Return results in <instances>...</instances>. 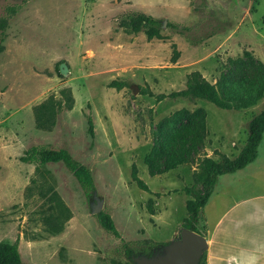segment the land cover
<instances>
[{
	"label": "rangeland",
	"instance_id": "374dc122",
	"mask_svg": "<svg viewBox=\"0 0 264 264\" xmlns=\"http://www.w3.org/2000/svg\"><path fill=\"white\" fill-rule=\"evenodd\" d=\"M131 12L162 20L163 38L148 40L142 30L120 27L119 19ZM2 16L8 26L0 48V241H18L22 264H138L137 258L162 254L165 246L156 248L145 238L166 239L184 209L176 197L169 201L170 220L152 225L148 209L154 202L132 179V165L153 190L183 180V190L194 182L200 190L193 176L199 159L239 153L264 97L245 109H222L170 93L185 88L187 74L195 70L216 83L245 51L264 64V0H0ZM114 79L125 85L109 87ZM65 88L73 107L57 111L51 131L36 128L34 106L52 95L63 102ZM183 108L205 110L206 130L217 131L215 142L207 140L206 131L200 150L178 172L184 179L151 176L144 158L148 155L155 168L163 166L161 146L171 137L167 146L176 147L186 130V119L174 115ZM88 115L94 136L87 131ZM34 145L67 148L91 169L95 192L85 195L62 162L20 161ZM257 154L259 159L241 171L218 177L197 223L202 233L219 212L222 196L264 189V132ZM98 200L121 238L99 225ZM50 213L53 221L47 220ZM60 222L63 229L52 231ZM127 245L135 257L127 255Z\"/></svg>",
	"mask_w": 264,
	"mask_h": 264
},
{
	"label": "trees",
	"instance_id": "16d2710c",
	"mask_svg": "<svg viewBox=\"0 0 264 264\" xmlns=\"http://www.w3.org/2000/svg\"><path fill=\"white\" fill-rule=\"evenodd\" d=\"M13 14L14 9H10ZM119 26L127 31L139 32L144 31L146 38H163L161 27L163 21L146 14L144 12H131L121 17L118 22ZM166 26L179 30L182 26L177 23L165 22ZM8 26V18L0 17V48L1 41L4 37L5 30ZM179 51L173 45L172 61H176ZM232 68L223 72L216 83L209 82L198 70L191 71L186 76L185 88L170 93V96L193 97L209 101L222 109H245L255 105L262 97H264V64L255 59L250 52L245 51L242 57L232 60ZM125 82L112 80L109 87L120 89ZM61 96L64 101L55 100L54 95L47 98L33 108L35 126L44 131H51L55 125L57 111L62 107L71 109L73 107L74 98L70 89L61 90ZM163 97V95L159 96ZM177 120L180 116L186 119L185 132L180 136L176 147L167 146L172 140L167 138L166 144L161 146L165 154V163L160 168L153 167L151 159L147 156L144 162L148 167L151 175L160 174L170 169L186 163L190 154L200 150L201 143L206 134L205 110L197 108L192 113L187 109H180L174 113ZM87 131L90 136H94V126L92 117L87 116ZM264 132V108L252 116L248 123V134L246 141L239 153L229 158L224 156L221 160H215L211 157L204 156L198 161L197 170L193 176L197 183L201 185V189L197 190L194 184L186 187L184 190L190 197L186 200L187 216L182 226L194 230L200 234L202 232L197 226L200 219L202 208L208 201L212 189L216 183L217 177L225 173H233L237 170L245 168L257 156L258 146L262 140ZM20 161L25 163H38L44 165L48 162H62L69 172L75 177L79 185L83 189L85 195L95 192V180L90 168L76 160L66 148L54 149L46 145H34L26 149L19 157ZM131 177L137 186L147 192H151L148 185L138 176L136 166L132 165ZM53 196L59 200V196L53 190ZM59 202L62 204V200ZM66 210V206H62ZM53 214L47 216V220H51ZM99 225L117 238H121L120 232L115 226L112 216L105 210L96 213ZM53 221V219H52ZM59 222V217L57 218ZM63 223V222H62ZM62 223L53 226L52 231L59 232L63 229ZM52 228V226H51ZM127 244V243H125ZM168 242H156L153 245L156 248H163ZM156 250V249H155ZM126 253L130 257L136 256L133 248L126 246ZM205 263V253L201 255L198 264ZM0 264H22L21 255L18 249V241H0Z\"/></svg>",
	"mask_w": 264,
	"mask_h": 264
},
{
	"label": "crops",
	"instance_id": "0c3cea01",
	"mask_svg": "<svg viewBox=\"0 0 264 264\" xmlns=\"http://www.w3.org/2000/svg\"><path fill=\"white\" fill-rule=\"evenodd\" d=\"M222 131V133H228L227 129ZM215 132L217 131L209 128L207 130V140L210 138L215 142V137H217L214 134ZM259 155L257 154L251 163L259 159ZM181 167L182 164L156 175H151L149 171L148 173L158 178L169 176L172 178L175 176L177 179H184L178 173ZM184 182L183 180V183L178 186L161 190H153L147 184L151 190V192H148L149 199L154 202L148 209L149 220L152 225L157 226L160 223L170 220L172 217V205L169 201L176 197L180 199L182 209H184L181 217L176 219L173 226L171 225V232L166 239H161L160 237L158 239L145 238L149 242L169 243L177 238L178 230H180L181 224L188 214L185 204L189 197H186L183 190L185 187ZM211 197L212 194L208 201ZM159 200H167L168 203L162 202V204L158 205L156 201ZM202 234H205L204 236L207 240V248L204 251V264H264V189L253 193H238V195L230 198L222 196L219 212L214 215L213 220L209 224L207 223V231Z\"/></svg>",
	"mask_w": 264,
	"mask_h": 264
},
{
	"label": "water",
	"instance_id": "95a60500",
	"mask_svg": "<svg viewBox=\"0 0 264 264\" xmlns=\"http://www.w3.org/2000/svg\"><path fill=\"white\" fill-rule=\"evenodd\" d=\"M102 205L103 202L98 200L96 213L101 211ZM206 248L207 240L204 235L182 226L180 236L166 244L162 254L152 258H137V262L138 264H198Z\"/></svg>",
	"mask_w": 264,
	"mask_h": 264
}]
</instances>
